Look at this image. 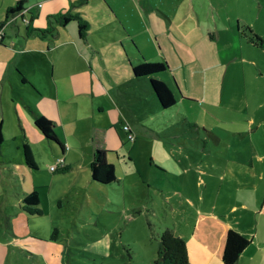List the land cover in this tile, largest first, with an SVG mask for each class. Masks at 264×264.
<instances>
[{
	"label": "crops",
	"instance_id": "obj_1",
	"mask_svg": "<svg viewBox=\"0 0 264 264\" xmlns=\"http://www.w3.org/2000/svg\"><path fill=\"white\" fill-rule=\"evenodd\" d=\"M19 3L22 9L9 13ZM161 17L174 25L176 19L187 21L186 30L175 29L184 43L168 34L176 45L172 58L159 38ZM80 22L86 25L84 31ZM0 29V179L6 194H0V213L4 212L0 223L7 245L14 242L45 264L62 259L58 256L62 248L40 241L35 236L43 235H34L29 228L26 193L36 189L38 215L47 214L37 174L45 168L53 174L72 172L80 186V178L88 180L92 194L106 193L113 185L124 184L117 162L123 167V156L129 154L135 164L149 160L167 172L170 185L160 192L176 220L167 225L187 239L191 264H225L230 229L250 240L236 264H264V0H0ZM189 35L202 46H193ZM144 59L168 62L170 69L160 76L176 85L183 96L181 105L207 103L193 94L192 84L201 73L213 74L220 68L229 90L222 83L219 91L204 97L210 98L212 108L202 106L213 124L190 122L185 111L186 123L205 130L196 146L180 138L154 141L155 136L175 131L174 117L161 115L175 111L180 101L174 93L176 104L161 107L150 77L133 72ZM225 114L232 125H223ZM37 115L54 123L62 145L38 129ZM12 140L20 141L17 147ZM25 143L37 168L26 163ZM42 144L46 157L35 149ZM97 148L109 150L118 177L112 185L92 179ZM60 160L65 167L52 170ZM114 241L108 236L100 252L111 255L118 247L122 254ZM0 254V259H7L0 264H13V256ZM18 258L21 262L23 257Z\"/></svg>",
	"mask_w": 264,
	"mask_h": 264
},
{
	"label": "rangeland",
	"instance_id": "obj_2",
	"mask_svg": "<svg viewBox=\"0 0 264 264\" xmlns=\"http://www.w3.org/2000/svg\"><path fill=\"white\" fill-rule=\"evenodd\" d=\"M169 22L167 18L161 17L157 21V26L159 28V38L166 48L164 53L172 58L173 48L176 45L168 34L172 35L180 43H184L182 37L178 35L175 29L186 30L184 26L187 21L176 19L174 21L176 25L171 22L168 25ZM164 32H166V35ZM189 37L192 39L193 46L197 44L202 46L201 42H195V36L189 35ZM219 70L220 68L218 67V70L214 71L213 74L209 70L203 76H201V73L197 83L192 84L193 88L191 91L193 94L201 97V103L204 100L207 101L203 105H193L198 104V102L190 101H184L185 104L181 105L182 94L174 83L168 82L180 103L173 108L175 111H167L170 112L169 115H161V118L174 117L176 123L175 131H167V134L155 136V139L152 138V140L154 139L157 143V140L180 138L189 140L192 147L198 144L199 141L197 139L201 134H205V130L186 123L184 120L187 116H185V111H188L189 116L187 117H189L190 122L197 119L207 125L213 124L212 115L209 114L210 112L205 114L203 109L212 108V104L208 101L210 98L206 100L204 97L206 95L212 96L213 92L219 91L220 87L222 88V83L226 84V89L229 88V84L224 81V78L222 80L220 77ZM225 71L226 66L224 67V73H226ZM202 106L204 107L202 108ZM224 117L227 121L225 120L223 125H232L229 123L231 120H228L231 116L225 114ZM123 134L128 138L125 131H123ZM247 141L248 139H244L245 143ZM12 143V145L17 147L20 141L12 140ZM127 143L130 144L128 139ZM40 146L35 147V149L40 148L39 153L46 157L44 153L47 148L43 144ZM20 149L22 151L21 147ZM15 150L18 151L17 148L13 149V151ZM129 156V154L123 156L124 161L122 162H125L123 167L117 162L118 176L123 180L124 184H122V187L115 184L106 193H103V191L101 193L100 191L95 192L94 190L95 193L92 194L88 180L86 181L83 177L80 178L79 181L83 183L80 186L79 183L73 180L72 172L53 174L48 168H45L46 171L37 174L39 179H36V182L42 186L41 189L47 200L44 203V206H47V214L44 217H39L38 212L31 213L27 211V216L32 218L29 222V228L34 235H43L42 237L35 236L40 241H51L54 247L62 248L63 253L58 254V256H62V259H55L59 260L60 264H155L160 237L158 230L159 228L164 229L167 223L176 221L171 204L166 199L164 200V196L160 192V190H164L166 185H170V181L168 180L167 172L163 171L159 166H152L149 160L141 161V159L137 160L138 162L135 164L129 161ZM44 163L45 161L41 162L43 167ZM169 176L172 178V173ZM117 188L118 190H116ZM0 194L6 195L2 179H0ZM53 204H55L54 207ZM180 205L178 204V207ZM177 213L180 217L183 215L182 211L178 210ZM2 215H4V212L0 213V222L3 223ZM3 231L4 228L0 223V252H5L7 253L6 255L9 253L11 257L13 256L11 258L13 264L46 263V260L42 261L38 257H32L30 254L19 250L14 242L7 245L8 238ZM108 236L120 246L122 254L119 253L118 247L113 249L111 255L100 252L102 251L100 247L103 246L101 242L107 240ZM18 256L23 257L21 262L17 261L19 259ZM51 256L54 258L53 255ZM5 260L7 259H0L1 263L5 262ZM55 260L53 261L54 264H56Z\"/></svg>",
	"mask_w": 264,
	"mask_h": 264
},
{
	"label": "trees",
	"instance_id": "obj_3",
	"mask_svg": "<svg viewBox=\"0 0 264 264\" xmlns=\"http://www.w3.org/2000/svg\"><path fill=\"white\" fill-rule=\"evenodd\" d=\"M21 9L22 4L19 3L17 7L12 8L9 13H14L16 11H20ZM62 17L66 21L69 20L66 15H63ZM85 28L86 25L84 22H80L81 31H84ZM169 69L170 68L167 61L151 62L146 61L145 59L141 63L133 66V72L136 76L150 77L151 87L161 107L165 109L173 107L177 102L173 90L160 76L163 72L168 71ZM35 125L49 140L55 141L62 145L55 131L54 123L51 120L45 116L37 115L35 118ZM130 133L131 132L128 131V134ZM2 141L3 134L0 128V144ZM108 152L109 150L106 148H97L94 152L91 163V174L93 181L103 185H112L118 181L115 165L109 161ZM24 154L26 163L32 168H37L34 154L31 147L27 143L24 144ZM55 165V169L52 170L65 167L63 160L61 162L58 161ZM24 201L26 204V209L28 208L31 213L40 212V210L37 208L40 203V194L36 189L26 193L24 196ZM158 234L160 237L157 258L154 261L155 264H191L187 247V239L182 234L176 232L169 225H166L164 229L159 228ZM249 243L250 240L238 231L234 229L228 230L223 252L224 263L236 264Z\"/></svg>",
	"mask_w": 264,
	"mask_h": 264
},
{
	"label": "built area",
	"instance_id": "obj_4",
	"mask_svg": "<svg viewBox=\"0 0 264 264\" xmlns=\"http://www.w3.org/2000/svg\"><path fill=\"white\" fill-rule=\"evenodd\" d=\"M2 36H3V31L0 29V40L2 39ZM124 128H125L126 130H128V131L130 130L129 125H125ZM129 138H130L131 140H134V139H135L134 134H133V133H130V134H129ZM61 161H62V160H60V162H61ZM55 167H56V165L52 166L51 169H55Z\"/></svg>",
	"mask_w": 264,
	"mask_h": 264
}]
</instances>
